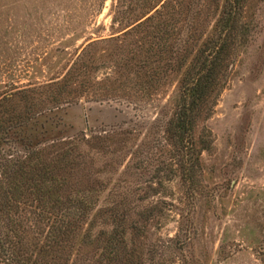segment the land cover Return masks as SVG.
<instances>
[{"label":"trees","instance_id":"1","mask_svg":"<svg viewBox=\"0 0 264 264\" xmlns=\"http://www.w3.org/2000/svg\"><path fill=\"white\" fill-rule=\"evenodd\" d=\"M141 1L121 33L87 42L61 76L0 95V264H175L148 237L166 205L147 202L157 187L153 177L143 186L132 129L71 131L64 115L82 100L165 99L175 85L157 107L189 201L211 146L196 128L250 42L252 0Z\"/></svg>","mask_w":264,"mask_h":264},{"label":"rangeland","instance_id":"2","mask_svg":"<svg viewBox=\"0 0 264 264\" xmlns=\"http://www.w3.org/2000/svg\"><path fill=\"white\" fill-rule=\"evenodd\" d=\"M141 4L0 0V95L61 76L87 42L121 33ZM246 11L253 23L250 42L236 58L213 114L196 128L211 146L200 155L199 187L189 201L168 163L165 118L157 107L175 85L165 99L82 100L64 115L71 131L117 123L132 129L129 146L139 144L134 162L140 160L143 186L153 177L157 187L154 195L145 193L147 202L171 208L163 207L148 231L152 242L160 239L165 262L174 257L175 264H264V0H252Z\"/></svg>","mask_w":264,"mask_h":264}]
</instances>
